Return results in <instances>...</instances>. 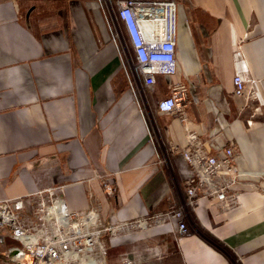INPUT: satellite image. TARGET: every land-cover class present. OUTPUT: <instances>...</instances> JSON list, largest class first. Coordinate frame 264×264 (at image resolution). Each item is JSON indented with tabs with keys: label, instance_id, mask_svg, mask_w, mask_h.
I'll list each match as a JSON object with an SVG mask.
<instances>
[{
	"label": "crops",
	"instance_id": "crops-1",
	"mask_svg": "<svg viewBox=\"0 0 264 264\" xmlns=\"http://www.w3.org/2000/svg\"><path fill=\"white\" fill-rule=\"evenodd\" d=\"M177 74L190 87L189 126L232 146L242 176L237 206L203 199L197 220L234 251L264 264V0H177ZM245 81L234 95V78ZM159 78L156 97L166 94ZM161 99V98H160ZM156 135L186 147L184 125L155 111ZM126 86L104 22L89 0H0V201L61 186L69 212L96 210L126 221L163 213L173 201L167 173ZM182 159L175 156L177 168ZM115 175L108 196L97 175ZM116 239L124 252L138 237ZM168 264H231L208 243H170Z\"/></svg>",
	"mask_w": 264,
	"mask_h": 264
},
{
	"label": "built area",
	"instance_id": "built-area-1",
	"mask_svg": "<svg viewBox=\"0 0 264 264\" xmlns=\"http://www.w3.org/2000/svg\"><path fill=\"white\" fill-rule=\"evenodd\" d=\"M89 1L103 13L109 41L154 147L152 162L159 172L168 174L173 201L166 212L117 222L101 219L92 209L69 212L61 186L0 201V264H107V240L111 244L114 239L160 228L167 229L160 236L130 240L119 264H164L171 242L181 247L193 238L211 245L231 264H239L234 251L211 237L197 220L203 199L216 201L223 211L239 204L234 187L242 173L234 148L214 138L204 139L190 128L188 108L193 97L183 82L166 80V94L156 102L155 111L184 125L186 147L161 141L155 121L150 122L154 110H143L140 105L145 107L155 94L160 77L172 78L178 72L177 0ZM233 93L236 97L245 93L241 76L234 78ZM175 156L183 161L177 168L172 164ZM113 176L97 175L108 196L117 192ZM6 241L15 245L7 246Z\"/></svg>",
	"mask_w": 264,
	"mask_h": 264
},
{
	"label": "trees",
	"instance_id": "trees-1",
	"mask_svg": "<svg viewBox=\"0 0 264 264\" xmlns=\"http://www.w3.org/2000/svg\"><path fill=\"white\" fill-rule=\"evenodd\" d=\"M107 243V254H106V262L107 264H119L121 255L123 253L122 249L120 247L116 246H110L109 241H106ZM7 246L15 245L14 242L7 241ZM165 263L168 264L167 258L165 259Z\"/></svg>",
	"mask_w": 264,
	"mask_h": 264
},
{
	"label": "rangeland",
	"instance_id": "rangeland-1",
	"mask_svg": "<svg viewBox=\"0 0 264 264\" xmlns=\"http://www.w3.org/2000/svg\"><path fill=\"white\" fill-rule=\"evenodd\" d=\"M125 81H126V79H125ZM167 81H170V78H168L167 79ZM126 86H127V88H128V90H129V85H128V83H127V81H126ZM156 92H157V89H156ZM156 92H155V94H153L152 95V97L151 98H148V100H147V104H145V107H144V105L142 104V103H140V105H141V108L143 109V110H146V111H153L154 110V105H155V103L157 102V101H159L160 100V98H162V96L160 97V98H157L156 97ZM146 105H148V106H146ZM154 114V113H153ZM153 114L151 115L150 114V122L152 121H155V118L153 117ZM156 123V122H155ZM114 177V182L116 183V178H115V175L113 176ZM116 187H117V184H116ZM117 191H118V188H117ZM3 232H5V231H3ZM7 242V241H6ZM117 244V242H116V240L114 239V240H111V244H109L110 246H113V247H116L115 245ZM126 250V249H125ZM2 252V247H0V253ZM107 263V262H106ZM164 264H166L165 263V261H164Z\"/></svg>",
	"mask_w": 264,
	"mask_h": 264
}]
</instances>
